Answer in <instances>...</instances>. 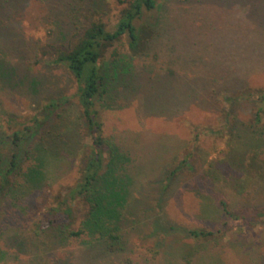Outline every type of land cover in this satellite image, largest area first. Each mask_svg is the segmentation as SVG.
<instances>
[{
  "label": "rangeland",
  "instance_id": "1",
  "mask_svg": "<svg viewBox=\"0 0 264 264\" xmlns=\"http://www.w3.org/2000/svg\"><path fill=\"white\" fill-rule=\"evenodd\" d=\"M121 7L118 0H27L17 16L24 37L34 48L33 69L49 76L50 89L65 92L68 103L51 118L65 137L59 154L48 156L45 185L20 193L18 201L8 197L0 202V264H264V217L255 218L257 208L264 206V179L253 172L244 182L241 168L229 164L232 139L225 132L219 135L207 130L219 128L222 122L217 113L221 105L208 99H199L195 101L199 106L167 117L138 116L134 104L101 109L104 136L131 153L132 162L126 167L135 178L129 182V194L149 199L148 204L137 206L135 215L127 214L120 251L101 253L103 247L94 239L63 238L47 229L48 221L57 218L51 210L57 205L56 195L77 179L76 152L84 139L81 136L80 141L77 133L83 127L72 81L62 68L45 64L46 58L54 47L67 46L68 36L76 32L70 25L73 16L77 26L99 18L112 29ZM158 19L163 25L155 26ZM139 22L153 31L146 52L133 58V64H144L153 73L171 65L178 70L177 81L224 79L237 65L245 83L264 85V0H156V7L145 11ZM114 49L128 54L127 38L109 48L107 55ZM1 101L0 131H9L8 115L22 120L32 112L30 101L12 97ZM235 113L247 123L251 104L241 103ZM70 129L75 130L73 135ZM186 153H190L188 162L178 170L172 187L162 191V164L172 167ZM140 164L137 173L135 165ZM219 197L243 217L224 216L217 206ZM145 211L158 212L180 227H221L222 233L219 238L192 241L178 229L165 237L144 224ZM57 220L66 223L65 216ZM78 222L79 218L75 228ZM189 246L195 251H189Z\"/></svg>",
  "mask_w": 264,
  "mask_h": 264
},
{
  "label": "trees",
  "instance_id": "2",
  "mask_svg": "<svg viewBox=\"0 0 264 264\" xmlns=\"http://www.w3.org/2000/svg\"><path fill=\"white\" fill-rule=\"evenodd\" d=\"M118 3L122 7L112 29L99 18L77 26V17L73 16L70 25L76 32L73 36L67 35V46L54 47L45 62L53 68H62L69 75L83 127L77 133L84 139L80 138L82 143L76 152L77 179L56 195L57 205L51 208L57 218L65 216L66 223L53 218L48 221L47 229L58 232L63 238L94 239L103 247L101 253L121 250L119 243L125 236L127 214L135 215L133 211L137 206L148 204L149 200L142 195L136 198L129 194V182L135 178L126 167L132 162L131 153L104 136L101 109L117 110L134 104L138 116L167 117L199 106L195 102L199 99L217 102L221 105L217 113L222 122L219 128L207 130L219 135L225 132L232 139L229 164L236 163L241 168L244 182L253 172L264 179V85L245 83L237 65L230 68L232 75L227 79L217 76L220 78L209 81H177L174 76L178 70L171 65L153 73L144 64H133V58L146 52L153 31L151 26L139 21L145 11L156 7V0H118ZM26 4L27 0H0V101L2 97L24 99L30 101L33 112L24 115L22 120L8 115L5 122L10 124L9 131H0V202L8 197L18 201L20 193L28 194L45 185L48 156L59 154V145L65 137L57 131L51 118L62 104L68 103V98L65 92L50 89L49 76L33 69L34 48L24 37L17 18ZM160 24L162 19H158L155 26ZM124 37L129 53L120 54L114 49L107 55L109 48ZM41 93L49 94L40 98ZM117 100L123 103L117 104ZM241 103L251 104V115L245 124L235 113ZM70 133L73 135L75 130L70 129ZM189 156L190 153H186L172 167L163 168L162 164V191L172 187L178 170L186 165ZM141 167L142 164L135 165L137 173L141 172ZM217 206L228 218L243 217L231 211L223 197H219ZM144 214L147 216L144 224L151 225L155 233L160 231L165 237L178 229L192 241L219 238L222 233L221 227L212 230L180 227L163 219L158 212L145 211ZM262 217L264 206H259L255 218ZM78 218L75 228L73 225ZM192 249L194 252V247L189 246V251Z\"/></svg>",
  "mask_w": 264,
  "mask_h": 264
}]
</instances>
